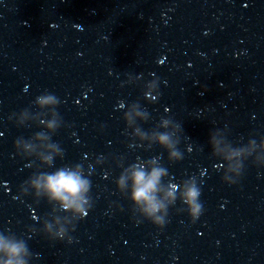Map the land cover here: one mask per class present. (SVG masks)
I'll use <instances>...</instances> for the list:
<instances>
[{
    "label": "water",
    "instance_id": "1",
    "mask_svg": "<svg viewBox=\"0 0 264 264\" xmlns=\"http://www.w3.org/2000/svg\"><path fill=\"white\" fill-rule=\"evenodd\" d=\"M152 79L156 100L144 97ZM45 91L60 100L63 126L52 140L64 157L40 170L91 171L93 207L72 243L42 231L52 218L46 199L20 194L40 162L18 155L14 142L42 127L9 117L36 112L32 102ZM133 102L150 114L138 121L143 130L161 116L182 125L181 161L126 134ZM226 127L234 146L264 137V0H0V232L27 242L30 264H264V167L249 160L237 184L222 180L208 140ZM156 156L165 183L202 181L204 211L194 223L179 200L163 230L137 223L118 192L117 161Z\"/></svg>",
    "mask_w": 264,
    "mask_h": 264
},
{
    "label": "clouds",
    "instance_id": "2",
    "mask_svg": "<svg viewBox=\"0 0 264 264\" xmlns=\"http://www.w3.org/2000/svg\"><path fill=\"white\" fill-rule=\"evenodd\" d=\"M133 82L135 80L129 77L128 83ZM144 87L145 99L148 94H153L155 100L160 95L157 79L146 82ZM32 104L38 109L36 112L25 108L9 117H15L17 126H31V123H35L42 127L41 131L30 138L18 137L14 142L18 155L22 158H35L40 162L36 171L20 185V194L23 196L31 193L37 201L46 199L52 205V218L43 221L42 231L52 240H67L72 243L70 232L75 231L76 223L83 220L93 207L89 178L91 171L86 173L81 164H65L52 172L40 170L41 167L53 168L55 158L64 157L60 144L52 140V136L63 126V120L57 111L60 100L54 93L45 91L36 96ZM149 115L139 102L131 103L123 115L126 134L141 144L147 142L148 148L158 145L167 152L169 163L181 161L183 153L179 145L182 125L171 117L161 116L159 123L146 131L138 121L147 122ZM128 129L132 131L128 133ZM208 144L212 156L223 162L222 180L230 186L237 184L242 178L246 161L251 160L254 166L264 167V137L260 138L259 143L250 138L246 144L234 146L227 139L226 127L224 130L210 131ZM104 162L103 157L96 160V164ZM117 166L122 171L115 180L116 188L131 202V211L137 223L146 220L163 230L169 222V209L176 205L177 200L184 206L178 211H186L193 223L203 214L204 207L200 200L202 181H198L193 175L182 180L179 185L165 183L169 172L161 163V156L138 160L127 167L123 166L121 158L117 161ZM91 167L89 165V169ZM32 258L33 253L23 238H18L13 233L0 232V264H30Z\"/></svg>",
    "mask_w": 264,
    "mask_h": 264
}]
</instances>
